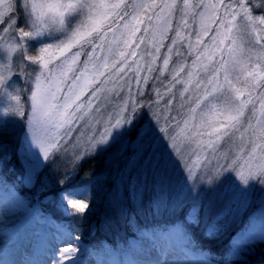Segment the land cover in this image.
<instances>
[{
	"label": "snow or ice",
	"instance_id": "1",
	"mask_svg": "<svg viewBox=\"0 0 264 264\" xmlns=\"http://www.w3.org/2000/svg\"><path fill=\"white\" fill-rule=\"evenodd\" d=\"M161 101L164 128L149 117ZM113 149L122 167L75 183L81 161ZM105 186L132 211L147 199L153 217L170 213V227L109 251L40 209L59 196L83 221ZM207 195L204 235L228 237L223 255L195 237ZM169 236L179 243L158 245ZM0 264H264V0H0Z\"/></svg>",
	"mask_w": 264,
	"mask_h": 264
},
{
	"label": "rangeland",
	"instance_id": "2",
	"mask_svg": "<svg viewBox=\"0 0 264 264\" xmlns=\"http://www.w3.org/2000/svg\"><path fill=\"white\" fill-rule=\"evenodd\" d=\"M182 2H183V0H178V4H182ZM177 15H179V13H177ZM190 23H191V21H190ZM165 43L166 44L168 43L167 38L165 40ZM164 54H165V49H161V58L163 57ZM173 59H175V57H173ZM154 74H155V70H154ZM165 82H166V79H165ZM151 84H152V81L150 80L149 86H151ZM24 87L26 88L27 85L25 84ZM148 90H150V87H149V89L145 90V95H147ZM161 90L163 91V89H161ZM132 95L136 99H142V97L136 96L135 86H133ZM120 97H127V92L126 91L121 92ZM120 97L113 96L112 103L109 105L108 111H112L116 105H119L122 102ZM85 99H86V97H85ZM165 99H167V97H165ZM21 102L25 104L26 111L30 112V108H28L27 103L24 100L23 94L21 96ZM156 111L160 112V114H161L159 126L161 128L166 127L167 123L163 119V116L167 115V113L163 109V101H161V106L159 108H153L151 111H149V117H152V112H156ZM171 115L175 116L176 113L173 111L171 113ZM153 119H155V118L153 117ZM83 123H84L83 121H77L76 122V126L74 127V130L71 133L72 137H76L79 135V131L83 127ZM171 124L175 125V121H171ZM95 127H96V130L98 132L103 131L102 125H96ZM64 131H65V129H62L61 134ZM169 131H171V129H169ZM14 133L15 134L11 137L12 142L9 145L10 150H15L17 143L22 141V139H23V134L20 132V129L18 126L14 129ZM223 148H224V145L222 144L221 145V151L223 150ZM92 159L95 161V164H97L99 166V169L102 168V170L100 172H97V173L101 176H104V177L106 175L108 177L109 173L114 174L116 171L117 165H119L121 167L123 166V160H121L117 156L115 149H113L110 152L100 154V155H98ZM88 160L89 159H86V160L80 162L81 165L86 169V171L89 170V166L91 164L90 163L91 160H89V161ZM72 163H73V157L71 156V153L65 155L63 157V159L58 158L57 165H56L57 173L55 175L49 174L50 179L53 182V186H55V179L59 175V173L61 171L65 170L66 168H68ZM98 174H96V175H98ZM88 175H91V173L88 172ZM76 181H79L78 178L76 179ZM79 186L82 187V185H80V184H79ZM106 190H107V193L102 198L101 201L99 200V198H97L95 207H93V204L91 201H88L89 209H91L92 214L88 215V210H86L85 215L87 216V218L81 222H83L87 225L86 227H87V230H89V235L95 234V229L98 227L99 222H100L101 228L105 233L110 234L111 235L110 237L113 238L114 240H120L123 237V235L127 234L126 229L128 227H131V226L133 227L134 224L141 219L145 220L147 222H150V223H157L158 221L162 220L164 217H166V218H164L166 220H167V218L170 217V213H164L162 210L160 212H158L155 215V217H153V214L150 211H147V203H148L147 199H145L144 210L132 211L133 208L138 209L139 204L137 202V204L134 205L132 202H130L128 199L127 193H124L122 196L116 197V196H112L111 194H109L108 189H106ZM58 191H59V189L57 188L56 192H58ZM52 195H55V192ZM51 200H52V196L50 195L49 201H51ZM44 205H47L46 208H49V209H52V207L56 206V209L58 211V214L61 216L62 221L61 220L56 221L50 215H49V219H52L57 224H68V221H67L68 218L63 216L61 214V212L58 210L59 196H56L55 201H52L51 203L45 202ZM40 209L44 213L47 211L45 209V207L40 206ZM104 209H108V210H104ZM215 212H216V198H215V196L214 195H207V196L203 197V208H202V211L200 213L201 224L198 228L194 229V232L195 233L197 232L195 235L197 236L199 241L202 242L204 245H210L211 242L216 244V242H217V244L220 248H222V246H223V247L228 249V243H227L228 237L227 236H224L221 239H212V238H206L204 235L205 225L212 221L213 216L215 215ZM129 217H131L130 225H129ZM77 221L79 222L80 220H77ZM75 225L76 224H74V226ZM76 234L79 235V232ZM80 237L82 240L84 238H86V237H82V236H80ZM104 238H106V237H104ZM114 248H117V246ZM112 249L113 248L111 247L109 249V251H111ZM118 249L119 248L113 249V250H118ZM195 259L196 258H194V260Z\"/></svg>",
	"mask_w": 264,
	"mask_h": 264
},
{
	"label": "trees",
	"instance_id": "3",
	"mask_svg": "<svg viewBox=\"0 0 264 264\" xmlns=\"http://www.w3.org/2000/svg\"><path fill=\"white\" fill-rule=\"evenodd\" d=\"M89 160H91L90 161L91 164L89 166V170H87V171L90 172L91 175H88V172L86 171V169L83 166H81L80 171H79V175H78V180L79 181H75L76 184H78V185L80 184V185H82V187L84 185H86L88 180L93 178V177H96L101 182L105 181V179L108 178L107 175L105 177L99 175L97 172H100L102 170V168L99 169V166L97 164H95V161L93 159H89ZM96 174H98V175H96ZM89 187H91V185H89ZM106 189H108L107 186L104 187L103 191H99L98 189H94L93 190L94 194H96L98 192L97 198H99L100 201L106 195V193H107ZM138 209H139V207H138ZM104 210H108V209H104ZM167 220H168V218H167ZM75 224H76L75 226L79 227V229H80L79 234L81 236L86 237V238H88L90 236L89 235V230H87V227H86L87 225L85 223L78 222V223H75ZM134 225H135V227L131 226L130 229H128L129 232L133 231V230H135V228H138L139 226H141V223H139V226H138V223H135ZM205 248L211 249L214 254L219 253V254L223 255V254H225L227 252V248H225L223 246H222L223 249L220 248L218 246L217 242H216V244L211 242L210 245H205ZM217 258H220V257L217 256Z\"/></svg>",
	"mask_w": 264,
	"mask_h": 264
},
{
	"label": "bare ground",
	"instance_id": "4",
	"mask_svg": "<svg viewBox=\"0 0 264 264\" xmlns=\"http://www.w3.org/2000/svg\"><path fill=\"white\" fill-rule=\"evenodd\" d=\"M135 245H136V248H137L138 251H139L140 248L142 247V244H138V243H136ZM193 258H195V257H193ZM182 259H183V258H182Z\"/></svg>",
	"mask_w": 264,
	"mask_h": 264
}]
</instances>
